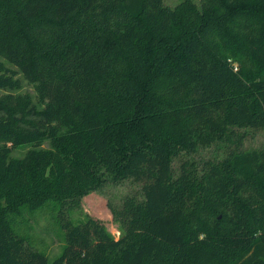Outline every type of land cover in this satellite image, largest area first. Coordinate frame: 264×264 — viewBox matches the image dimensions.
Returning a JSON list of instances; mask_svg holds the SVG:
<instances>
[{
  "label": "trees",
  "instance_id": "obj_1",
  "mask_svg": "<svg viewBox=\"0 0 264 264\" xmlns=\"http://www.w3.org/2000/svg\"><path fill=\"white\" fill-rule=\"evenodd\" d=\"M20 73L35 94L0 97V264H264V148L241 131L264 129V0H0V87ZM130 178L118 239L62 217L50 261L11 224Z\"/></svg>",
  "mask_w": 264,
  "mask_h": 264
},
{
  "label": "rangeland",
  "instance_id": "obj_2",
  "mask_svg": "<svg viewBox=\"0 0 264 264\" xmlns=\"http://www.w3.org/2000/svg\"><path fill=\"white\" fill-rule=\"evenodd\" d=\"M186 1H192L200 9L204 4V0H164V4L176 8ZM11 67L15 69L14 66ZM17 76L22 79L23 86L13 91L0 87V97L7 93L28 92L35 94L34 86L24 79L21 73ZM241 131H246L242 148H264V129H243ZM43 147L50 148L51 145L46 141ZM235 147V144L222 142L201 147L194 154L183 153L174 159L175 172L176 174L180 172L181 163L185 159H196L197 163L202 165L207 160L225 157ZM30 148L29 144L17 147L12 155L23 157ZM141 189L142 184L131 178L119 182L110 181L104 187L93 189L80 198L66 199L62 202L50 200L36 210L26 207L21 213L10 216L11 224L16 233L25 238L28 246L46 254L49 260L53 261L60 256L67 244L66 229L61 223L62 217L74 222L85 221L89 217L99 219L118 239L122 236L123 231L108 203L119 205L128 196L141 195Z\"/></svg>",
  "mask_w": 264,
  "mask_h": 264
}]
</instances>
